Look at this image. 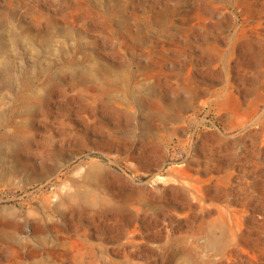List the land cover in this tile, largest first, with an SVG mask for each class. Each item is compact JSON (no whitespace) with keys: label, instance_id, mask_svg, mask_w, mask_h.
I'll return each instance as SVG.
<instances>
[{"label":"rangeland","instance_id":"rangeland-1","mask_svg":"<svg viewBox=\"0 0 264 264\" xmlns=\"http://www.w3.org/2000/svg\"><path fill=\"white\" fill-rule=\"evenodd\" d=\"M0 264H264V0H0Z\"/></svg>","mask_w":264,"mask_h":264},{"label":"bare ground","instance_id":"bare-ground-1","mask_svg":"<svg viewBox=\"0 0 264 264\" xmlns=\"http://www.w3.org/2000/svg\"><path fill=\"white\" fill-rule=\"evenodd\" d=\"M177 171V170H176ZM174 174H175V172H174Z\"/></svg>","mask_w":264,"mask_h":264}]
</instances>
